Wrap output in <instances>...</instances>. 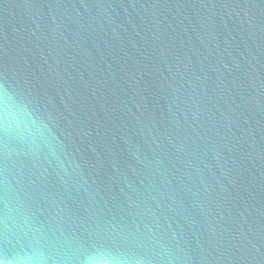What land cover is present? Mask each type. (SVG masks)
Segmentation results:
<instances>
[{
	"label": "water",
	"instance_id": "1",
	"mask_svg": "<svg viewBox=\"0 0 264 264\" xmlns=\"http://www.w3.org/2000/svg\"><path fill=\"white\" fill-rule=\"evenodd\" d=\"M0 252L264 264V0H0Z\"/></svg>",
	"mask_w": 264,
	"mask_h": 264
},
{
	"label": "clouds",
	"instance_id": "2",
	"mask_svg": "<svg viewBox=\"0 0 264 264\" xmlns=\"http://www.w3.org/2000/svg\"><path fill=\"white\" fill-rule=\"evenodd\" d=\"M0 264H30V262L12 259L0 252Z\"/></svg>",
	"mask_w": 264,
	"mask_h": 264
}]
</instances>
